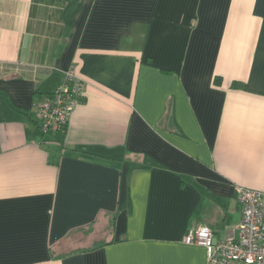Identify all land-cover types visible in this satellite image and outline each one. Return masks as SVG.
Instances as JSON below:
<instances>
[{"label":"crops","instance_id":"1","mask_svg":"<svg viewBox=\"0 0 264 264\" xmlns=\"http://www.w3.org/2000/svg\"><path fill=\"white\" fill-rule=\"evenodd\" d=\"M238 187L264 193V0H0V264H208L184 237L236 235Z\"/></svg>","mask_w":264,"mask_h":264},{"label":"built area","instance_id":"2","mask_svg":"<svg viewBox=\"0 0 264 264\" xmlns=\"http://www.w3.org/2000/svg\"><path fill=\"white\" fill-rule=\"evenodd\" d=\"M84 86V80L70 67L51 93L33 101L31 109L43 135L64 129L69 114L83 96ZM237 197L241 216L234 226L236 235L214 240L212 230L199 225L184 237L186 243L205 248L208 264H264V193L238 187Z\"/></svg>","mask_w":264,"mask_h":264}]
</instances>
